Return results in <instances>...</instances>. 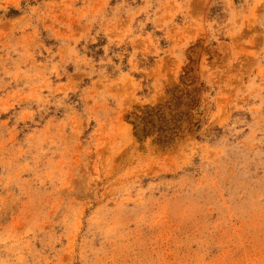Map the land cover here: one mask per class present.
Returning <instances> with one entry per match:
<instances>
[{
	"label": "rangeland",
	"instance_id": "rangeland-1",
	"mask_svg": "<svg viewBox=\"0 0 264 264\" xmlns=\"http://www.w3.org/2000/svg\"><path fill=\"white\" fill-rule=\"evenodd\" d=\"M0 264H264V0H0Z\"/></svg>",
	"mask_w": 264,
	"mask_h": 264
}]
</instances>
